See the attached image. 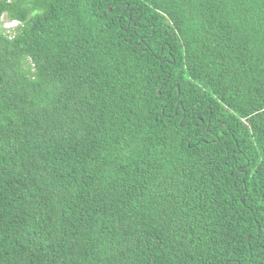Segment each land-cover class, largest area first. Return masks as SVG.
I'll list each match as a JSON object with an SVG mask.
<instances>
[{
  "label": "trees",
  "instance_id": "1",
  "mask_svg": "<svg viewBox=\"0 0 264 264\" xmlns=\"http://www.w3.org/2000/svg\"><path fill=\"white\" fill-rule=\"evenodd\" d=\"M0 264H264V0H0Z\"/></svg>",
  "mask_w": 264,
  "mask_h": 264
},
{
  "label": "rangeland",
  "instance_id": "2",
  "mask_svg": "<svg viewBox=\"0 0 264 264\" xmlns=\"http://www.w3.org/2000/svg\"><path fill=\"white\" fill-rule=\"evenodd\" d=\"M0 23L3 29H9L15 25L14 22H9L3 17L0 19Z\"/></svg>",
  "mask_w": 264,
  "mask_h": 264
}]
</instances>
